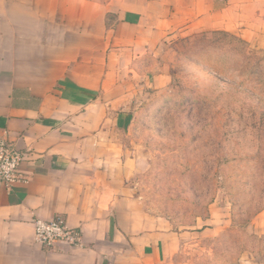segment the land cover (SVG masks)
Here are the masks:
<instances>
[{
    "label": "crops",
    "instance_id": "1",
    "mask_svg": "<svg viewBox=\"0 0 264 264\" xmlns=\"http://www.w3.org/2000/svg\"><path fill=\"white\" fill-rule=\"evenodd\" d=\"M258 5L264 0H0V136L25 153L27 177L10 190L0 182V264H147L173 252L177 233L129 224L111 132L140 82L141 57L167 28H225L230 15ZM56 215L80 231V244L35 240L32 219Z\"/></svg>",
    "mask_w": 264,
    "mask_h": 264
},
{
    "label": "rangeland",
    "instance_id": "2",
    "mask_svg": "<svg viewBox=\"0 0 264 264\" xmlns=\"http://www.w3.org/2000/svg\"><path fill=\"white\" fill-rule=\"evenodd\" d=\"M247 8L167 28L114 124L129 224L177 233L147 264H264V5Z\"/></svg>",
    "mask_w": 264,
    "mask_h": 264
},
{
    "label": "built area",
    "instance_id": "3",
    "mask_svg": "<svg viewBox=\"0 0 264 264\" xmlns=\"http://www.w3.org/2000/svg\"><path fill=\"white\" fill-rule=\"evenodd\" d=\"M25 153L11 143L7 136H0V182L10 190L15 184L25 182L22 171ZM34 238L42 246L51 248L56 244L78 245L81 242L80 231L70 226L63 216L50 219L34 217L32 219Z\"/></svg>",
    "mask_w": 264,
    "mask_h": 264
}]
</instances>
